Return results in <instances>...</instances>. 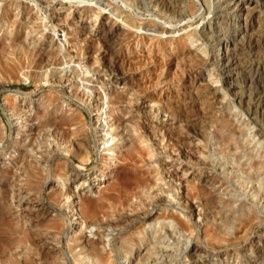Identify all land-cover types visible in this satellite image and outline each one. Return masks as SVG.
<instances>
[{"label":"rangeland","instance_id":"obj_1","mask_svg":"<svg viewBox=\"0 0 264 264\" xmlns=\"http://www.w3.org/2000/svg\"><path fill=\"white\" fill-rule=\"evenodd\" d=\"M45 1L0 0V264H77L78 248L68 251L72 238L94 241L95 232L104 238L94 264H103L108 252L114 264H264V123L238 107L212 64L214 43L198 33L209 11V18L221 11L222 0H169L184 12L178 18L152 0ZM255 16L248 34L264 47V7ZM136 22L191 39L171 52H190L178 58L173 78L157 80L152 72L161 55L168 60V46L160 48L165 53L153 52L154 64L130 71H113L111 56L105 57L108 67L99 60L98 39L121 52ZM83 41L92 43V58L79 54ZM247 41L237 40L232 53L244 67L234 77L238 88L245 76H254L255 65H264V51L247 54ZM34 54L43 56L38 68L29 63ZM250 60L255 63L245 70ZM138 76L157 84L162 105L127 90L122 77L135 83ZM244 94L258 93L252 87ZM133 104L141 111L124 110ZM135 123L164 125L169 148L159 144L161 131L139 138L131 129ZM119 174L135 175L148 188L126 185ZM169 182L168 198L155 196L154 184L166 188ZM144 190L154 197L153 207ZM90 204L111 214L100 216L102 222L119 214L128 221L118 228H85L81 214ZM144 215L152 220L139 222ZM133 239L138 241L124 257L120 246Z\"/></svg>","mask_w":264,"mask_h":264},{"label":"bare ground","instance_id":"obj_2","mask_svg":"<svg viewBox=\"0 0 264 264\" xmlns=\"http://www.w3.org/2000/svg\"><path fill=\"white\" fill-rule=\"evenodd\" d=\"M81 1V0H79ZM83 1V0H82ZM151 1V0H150ZM46 3H50L52 2L51 0H46ZM153 4L155 6H158L161 10L162 13H168V15H170L171 17H181L182 15H184L183 10L181 9V7H179L176 4H171L169 3V0H152ZM223 4L221 5V11H219L217 14H215V16H211V18L208 17L209 14H211V12L209 11L207 13V16L205 17V22H200L198 25H200V28L198 30L199 33V38H201L200 40H202L203 42H213L215 45V52H214V56H213V60H212V64L217 67L220 71L221 74L225 77L226 82H228V84H230L228 87H231L232 90V97H234L237 101V105L238 107H243L245 106V110L248 114H252L255 115L257 118H259V121L264 123V65L259 66V65H255L256 67V71L253 75H247V77L245 76V82L242 88H238L235 84H234V77L236 76V71L239 70H244V67H240V63L237 64L235 58L233 57V52H234V46H235V42L238 41H242L246 38L247 41V46L245 47L248 52L247 54L252 55V56H256L258 55L261 51H264V47H260L259 43L253 39V37L251 36V34H248L250 31V25L249 23L251 22V19H253V17L258 13L259 8L261 9L262 7H264V0H222ZM44 4V2H43ZM218 4V3H217ZM153 5V6H154ZM215 6V5H214ZM105 8H109V5L107 3H105L104 5ZM217 8V7H216ZM213 10V9H212ZM215 10V9H214ZM115 15V12L114 14ZM165 16L167 17V15L165 14ZM256 17V16H255ZM121 20V19H120ZM204 20V19H203ZM226 21V22H222V21ZM127 22V20H123V23ZM225 23H228V27H225ZM254 24V23H253ZM127 25V24H124ZM123 25V26H124ZM129 25V24H128ZM131 27H134V29H136V31L134 32H129L130 35V41L128 43L125 44V48L124 50L117 51L116 49H112V47H107L105 40H103V38L101 37V41L98 39L99 43L101 44V48L103 50L102 53H100L98 55L99 60L102 62L104 67H108L107 64H105V57H109L111 56V58L113 59V61L111 62V64H109V66H111V68L114 66H119L117 68L122 67L123 69H129L134 67V66H138L141 63H149L154 64V62L158 59L155 60L156 58V52L161 51L162 53H165L163 50H160V48L162 46H168L169 50H167L166 53H168L167 59L168 60H164L166 58L165 54L162 56L161 55V59L162 61L159 62L158 66H154L152 69V72L156 75H158L157 80L158 79H171L173 78L172 74L174 72V70H176V67L179 66V63L177 62L178 58L182 55H190V52H186L184 54H174L171 53L173 50H175L176 45L179 42H187V43H191V39H185L184 37H179L177 39V37L172 36L173 33H177L176 31H170L167 30L165 28L162 27H158L157 25L152 24L151 22L146 24V23H141V22H136V23H131L130 24ZM197 25V26H198ZM225 27V29H221L222 27ZM227 26V25H226ZM254 26V25H253ZM122 27V26H121ZM129 27V26H128ZM255 27V26H254ZM125 28V27H124ZM130 28V27H129ZM196 28H194V31L196 32ZM126 29V28H125ZM132 29V28H130ZM124 30V29H123ZM128 30V29H127ZM149 31H152V34L150 35ZM120 32V31H119ZM128 32V31H127ZM149 32V33H148ZM255 32V31H254ZM124 33V32H123ZM148 33V34H147ZM253 33V32H252ZM174 34V35H175ZM256 36V34H255ZM262 37V36H261ZM18 38V37H17ZM259 38V37H258ZM19 39V38H18ZM260 39V38H259ZM96 41V40H95ZM261 41V40H260ZM264 41V40H263ZM93 42V41H92ZM97 42V41H96ZM9 43V42H7ZM11 43V42H10ZM95 43V42H94ZM264 43V42H263ZM262 43V44H263ZM90 44H92L91 42L88 41H83V45L80 47V53L85 52L87 54V59L92 58V55L94 51L90 46ZM258 44V45H257ZM13 45V44H12ZM143 46L144 50H138L137 52H133L131 51V48L134 47L135 49L140 48V46ZM238 45V44H237ZM262 46V45H261ZM264 46V44H263ZM133 48V49H134ZM123 49V48H122ZM158 49V50H157ZM18 50V49H17ZM242 50V49H241ZM245 50V49H244ZM156 51L154 54L153 52ZM238 51V50H237ZM243 51V50H242ZM39 52V51H38ZM96 52V51H95ZM160 52V53H161ZM241 52V51H240ZM159 54V53H158ZM243 54V53H242ZM246 54V53H245ZM43 55V54H42ZM262 55V54H261ZM260 55V57H261ZM259 57V56H258ZM25 58V57H24ZM197 58V57H196ZM247 58V57H246ZM257 58V57H256ZM160 59V60H161ZM30 60V59H29ZM43 61V56H39V54H34L33 58L31 59V61H29V63H31L33 65V67L38 68ZM90 61V60H89ZM251 61V60H250ZM257 61V60H256ZM107 62V61H106ZM239 62V61H238ZM249 62V61H248ZM253 60L251 61V63H249L245 70H248L252 65H253ZM110 63V62H109ZM255 63V62H254ZM264 63V62H263ZM27 64V63H26ZM246 64V63H245ZM25 65V64H24ZM31 65V66H32ZM45 65V64H44ZM184 65V64H183ZM102 66V67H103ZM148 66V65H147ZM182 66V65H181ZM141 67V66H140ZM112 68V70H113ZM121 68V69H122ZM135 68V67H134ZM133 68V69H134ZM110 69V68H109ZM120 69V70H121ZM122 69V70H123ZM179 70V68H177ZM115 70V68H114ZM113 70V71H114ZM136 70V69H135ZM182 70V69H181ZM32 71V70H31ZM36 71V70H35ZM117 70H115L116 72ZM119 71V70H118ZM148 71V70H147ZM177 71V70H176ZM125 72V71H124ZM245 72V71H242ZM117 73V72H116ZM150 73V72H148ZM246 73V72H245ZM241 74V73H240ZM121 75V74H120ZM153 75V76H155ZM174 75V74H173ZM238 75V74H237ZM244 75V74H243ZM121 76H124V74H122ZM132 76V75H131ZM171 76V78H170ZM130 77V76H129ZM139 77V76H138ZM122 81L126 82L127 85V90L129 91H134L136 93H139L140 95H145L148 98H151L152 100H156L157 103L161 104L163 103L162 100L165 99L164 97L161 98V95L156 96V85L151 81V78L148 77H143L140 76L138 81H135V83H131L132 77L129 78L128 80L125 79V77H122ZM134 78V76H133ZM176 79V77H174ZM188 78V77H187ZM135 79V78H134ZM178 79V78H177ZM180 79V78H179ZM126 80V81H125ZM132 80V81H131ZM156 80V81H157ZM181 80V79H180ZM155 81V82H156ZM177 81V80H175ZM195 79H193L191 81V85H193L195 83ZM172 83V82H171ZM176 83V82H175ZM174 84V82L172 83ZM183 84V83H182ZM179 85V84H178ZM238 85V84H237ZM179 87V86H177ZM252 87L255 88V90L257 91L258 94H253L252 96L248 95V94H244L247 92L248 89H251ZM175 88V87H174ZM246 88V90H244ZM149 89H152L151 92L147 91ZM254 91V90H253ZM176 92V91H175ZM178 92V91H177ZM231 92V91H229ZM173 93V92H172ZM176 94V93H175ZM122 96V95H121ZM178 96V95H177ZM123 97V96H122ZM151 101V100H150ZM155 101V102H156ZM168 101V100H167ZM115 102V101H114ZM113 102V103H114ZM162 105V104H161ZM142 109V108H141ZM124 110H134L139 112L140 108L138 105L133 104L131 107L124 109ZM141 111V110H140ZM131 113V112H130ZM142 114V113H141ZM143 115V114H142ZM146 115V114H145ZM136 117H131V121L135 120ZM260 122V123H261ZM56 125V124H55ZM161 125V124H160ZM158 126V125H157ZM157 126L154 128L152 127L151 124H147V125H140L135 123L133 125L132 131L136 132L139 134V138L140 137H144V136H149V138L151 136H157V132L161 131L160 133H162L161 136H159V144L164 142V148H169V143L171 142L172 139H170V135L167 133V129H165L164 125H161L160 127ZM260 126V125H259ZM187 127V126H186ZM185 127V128H186ZM264 127V126H263ZM187 129V128H186ZM169 131V130H168ZM183 136V135H182ZM194 137V136H193ZM158 138V137H157ZM148 139V138H147ZM179 139V138H178ZM181 139V138H180ZM211 139V138H210ZM182 140V139H181ZM185 140V139H184ZM208 140V139H207ZM191 141V140H190ZM211 141V140H210ZM185 143V141H183ZM158 143V142H157ZM175 143V142H174ZM173 144V143H172ZM178 144V143H177ZM187 145V144H186ZM176 147V146H175ZM174 148V147H173ZM186 149V148H185ZM195 149V148H194ZM174 151H178L177 149H175ZM184 151V150H183ZM188 151V149H187ZM154 152V151H153ZM163 152V151H162ZM180 151L177 152V154ZM187 153V152H186ZM185 154V153H184ZM194 154V153H193ZM180 155V154H179ZM185 156V155H184ZM188 156V155H187ZM186 156V157H187ZM192 158V157H191ZM195 157H193L192 159H194ZM157 159V158H156ZM186 159V158H185ZM190 160V159H189ZM180 161V160H179ZM164 162V161H163ZM157 163L162 164V156L160 153V156H158L157 159ZM195 164V163H194ZM165 165V164H164ZM161 171L163 170V167L160 166ZM166 169V168H165ZM128 173V172H126ZM155 173V172H154ZM172 173V172H171ZM174 173V172H173ZM172 173V174H173ZM157 174V172H156ZM175 174V173H174ZM120 175V174H119ZM122 176V175H120ZM175 176V175H174ZM123 178V176H122ZM168 178V177H167ZM170 178V177H169ZM124 180H126L127 182H125V184H132L136 189H140V188H148V185H142L141 181L137 178V176L135 175H126L123 178ZM143 183V182H142ZM124 184V183H123ZM166 186V188H163L161 186H157L156 184H154V186H156L158 189L156 190V195H158L159 193H167L169 191H171L172 189V184L169 182L167 184H164ZM143 186V187H142ZM127 187V186H126ZM132 188V187H131ZM59 189V188H58ZM128 189V188H127ZM132 190V189H131ZM155 190V189H154ZM69 193V192H68ZM121 193V192H120ZM123 193V192H122ZM63 194V193H62ZM5 195V194H4ZM145 199H146V204H148V206H152L154 204L153 200V196L149 195L147 190L143 191V194ZM104 196V195H103ZM138 196V195H137ZM123 197V196H122ZM168 198V194L165 195V199ZM190 198V197H189ZM158 200V199H157ZM160 200V199H159ZM263 200V199H262ZM116 202V201H115ZM161 202V200H160ZM91 203H94L91 201ZM126 203V202H125ZM168 203V202H166ZM97 204V203H96ZM143 204V203H142ZM146 206V205H145ZM129 212V211H128ZM134 213V212H133ZM120 215V214H119ZM116 217L113 221H106V222H102V220H100V216L105 217L106 219H108L109 217H111V214L108 213H104L101 209H99V207H97L94 204H90L86 207V209L84 210V213L81 214V223L85 228H90V227H95L96 229H108V228H113V227H119L121 225H123L126 221H128L126 218L119 216ZM135 215V214H134ZM129 216V215H128ZM136 216V215H135ZM138 216V215H137ZM80 217V215H79ZM133 217V216H132ZM135 218V217H133ZM138 217H136L137 219ZM171 218V217H170ZM104 219V218H103ZM132 219V218H131ZM173 219V218H172ZM152 218L149 216H145L144 218L139 221L144 223L145 221H151ZM171 223L177 225L178 227H181V223L178 221H174L171 220ZM140 225V224H139ZM180 230V229H179ZM100 231V230H99ZM106 232V231H105ZM5 233V232H4ZM240 233V231H239ZM238 233V234H239ZM6 234V233H5ZM105 234V233H104ZM12 236V235H11ZM94 236L96 237V239L93 241L91 239L88 238H84L81 242L76 241L75 239L72 238V241L74 242L72 246L68 247V251L69 252H73V250L75 248H78L77 252H74V258L76 260L77 264H94L96 263L98 260V255L96 253L95 247L99 246V245H103V235H101L98 232L94 233ZM3 238V237H2ZM16 238V237H15ZM32 238V237H31ZM10 239V238H9ZM8 239V240H9ZM145 239V237H144ZM141 240V239H140ZM157 240V239H156ZM222 240V239H221ZM220 240V241H221ZM225 240V239H224ZM138 240L133 239L131 241H129L128 243L121 245L120 249L123 251V255L124 257L127 254V249L128 247L131 245V243H137ZM106 242V240H105ZM38 243V242H37ZM114 243V242H113ZM154 247L153 250L156 247V242L153 243ZM152 244V246H153ZM158 244V241H157ZM112 245V244H111ZM119 246V245H118ZM110 247V246H109ZM115 247V246H114ZM33 248V247H32ZM35 248V247H34ZM33 248V249H34ZM42 249V247H41ZM117 249V248H116ZM115 249V250H116ZM198 249V248H197ZM44 250V249H43ZM109 250V249H108ZM50 251V250H49ZM114 251V250H113ZM121 251V252H122ZM148 251H152V248H148ZM38 252L39 249H38ZM37 252V256H39V253ZM193 252V251H192ZM197 252V251H196ZM17 253V252H15ZM46 253V252H45ZM109 253V252H108ZM106 254L105 256V260L103 262V264H114L113 260H112V256L110 257L109 254ZM130 253V252H129ZM115 254V253H114ZM36 255V254H35ZM45 255V254H44ZM122 257V258H124ZM128 257V256H127ZM39 258V257H38ZM40 259V258H39ZM42 259V258H41ZM48 259V258H47Z\"/></svg>","mask_w":264,"mask_h":264}]
</instances>
